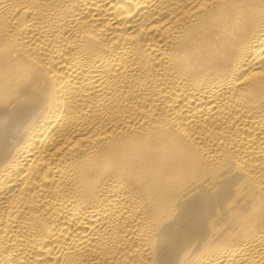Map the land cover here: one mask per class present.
Instances as JSON below:
<instances>
[{
    "label": "bare ground",
    "instance_id": "obj_1",
    "mask_svg": "<svg viewBox=\"0 0 264 264\" xmlns=\"http://www.w3.org/2000/svg\"><path fill=\"white\" fill-rule=\"evenodd\" d=\"M0 264H264V0H0Z\"/></svg>",
    "mask_w": 264,
    "mask_h": 264
}]
</instances>
